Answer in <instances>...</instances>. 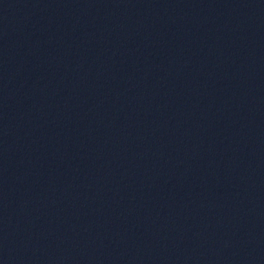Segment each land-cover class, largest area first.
<instances>
[{
	"label": "water",
	"instance_id": "obj_1",
	"mask_svg": "<svg viewBox=\"0 0 264 264\" xmlns=\"http://www.w3.org/2000/svg\"><path fill=\"white\" fill-rule=\"evenodd\" d=\"M0 264H264V0H0Z\"/></svg>",
	"mask_w": 264,
	"mask_h": 264
}]
</instances>
